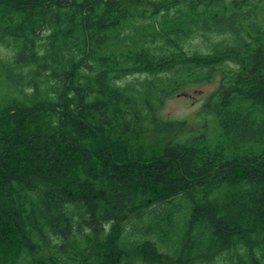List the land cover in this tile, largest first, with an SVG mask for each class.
Listing matches in <instances>:
<instances>
[{"label":"trees","instance_id":"1","mask_svg":"<svg viewBox=\"0 0 264 264\" xmlns=\"http://www.w3.org/2000/svg\"><path fill=\"white\" fill-rule=\"evenodd\" d=\"M138 260L264 264V0H0V264Z\"/></svg>","mask_w":264,"mask_h":264},{"label":"rangeland","instance_id":"2","mask_svg":"<svg viewBox=\"0 0 264 264\" xmlns=\"http://www.w3.org/2000/svg\"><path fill=\"white\" fill-rule=\"evenodd\" d=\"M219 39L220 37L217 40ZM226 41L229 42L230 40ZM195 44L200 47L206 46V42L203 43L200 40H197ZM220 77V75H217L215 79L205 82L190 81L182 83L165 99L160 108V114L169 119H184L190 129L197 130L198 127L201 128L206 117L203 111H200L203 101L219 86ZM172 135L167 131H160V127H154L152 123L146 122L142 141L147 153L158 152L163 139ZM134 264L145 263L138 260Z\"/></svg>","mask_w":264,"mask_h":264}]
</instances>
